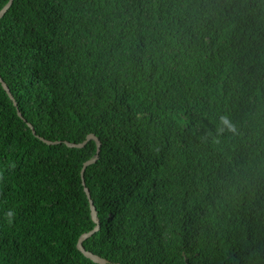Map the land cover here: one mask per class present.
<instances>
[{"label": "trees", "instance_id": "trees-1", "mask_svg": "<svg viewBox=\"0 0 264 264\" xmlns=\"http://www.w3.org/2000/svg\"><path fill=\"white\" fill-rule=\"evenodd\" d=\"M0 75V264H100L90 134L87 250L264 264V0H14Z\"/></svg>", "mask_w": 264, "mask_h": 264}, {"label": "water", "instance_id": "water-1", "mask_svg": "<svg viewBox=\"0 0 264 264\" xmlns=\"http://www.w3.org/2000/svg\"><path fill=\"white\" fill-rule=\"evenodd\" d=\"M13 2H14V0H9V2L4 6V8L0 11V18H2V17L5 15V13L8 11V9L12 6ZM0 81L2 82L3 86L8 90V93H9L10 97L12 98V100L14 101V104L17 105V101H16L14 95L12 94L10 88L8 87L7 83L3 80V78L1 77V75H0ZM19 115H20V116H23V114H22L20 111H19ZM29 125L32 126V124H31L30 122H29ZM32 127H33V126H32ZM33 132L36 134V130H35L34 128H33ZM41 138H42L45 142H47V143H49V144H54V143H59V142H60V141H52V140L46 139V138H44V137H41ZM90 139H95V140L98 142V144H99L98 154H99V152H100V146H101V141H100V139H99L95 134H90V135L87 137V139H86L84 142H81V143H72V142H69V141H66L65 143H66L67 145H69L70 147H74V146H81V147H82V146H84V145H85ZM98 154H97V157L99 156ZM97 157L94 158V159H91V160H89V161H87V162H85V164H84V166H83V169H82L83 184H84V186H85V190H86V192H87V195H88V197H89V199H90L92 215H93V218H94V220L96 221V224H97V225H96V227H95L93 230H91L90 232L84 233V234L81 236V238L79 239V242H78V248H79L81 251H83L84 254H85L86 256H88L89 258L93 259L94 261H96V262H98V263H100V264H108V262H109L108 259H106V258H104V257H102V256H100V255H98V254H95V253H93L92 251L87 250V249L85 248V246H84V243H83L84 240H85L86 238H88V237H89L90 235H92L95 231H97V230L100 229V218H99V216H98V211H97L96 206H95V204H94V201H93V199H92L90 189L86 186V181H85V178H84V171L86 170L87 165H89V164L95 162L96 159H97Z\"/></svg>", "mask_w": 264, "mask_h": 264}]
</instances>
